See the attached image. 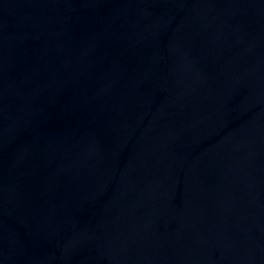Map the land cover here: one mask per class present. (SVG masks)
<instances>
[{"label": "water", "instance_id": "1", "mask_svg": "<svg viewBox=\"0 0 264 264\" xmlns=\"http://www.w3.org/2000/svg\"><path fill=\"white\" fill-rule=\"evenodd\" d=\"M0 264H264V0H0Z\"/></svg>", "mask_w": 264, "mask_h": 264}]
</instances>
